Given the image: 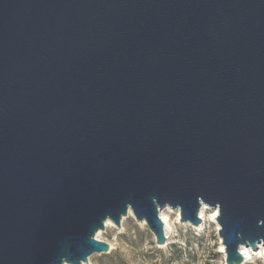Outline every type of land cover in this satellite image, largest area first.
<instances>
[{"label":"water","instance_id":"obj_1","mask_svg":"<svg viewBox=\"0 0 264 264\" xmlns=\"http://www.w3.org/2000/svg\"><path fill=\"white\" fill-rule=\"evenodd\" d=\"M202 205L224 264L264 247V0H0V264Z\"/></svg>","mask_w":264,"mask_h":264},{"label":"rangeland","instance_id":"obj_2","mask_svg":"<svg viewBox=\"0 0 264 264\" xmlns=\"http://www.w3.org/2000/svg\"><path fill=\"white\" fill-rule=\"evenodd\" d=\"M168 225L167 243L158 247L147 225L128 214L119 228L111 223L101 231L100 241L112 247L109 254H94L87 264H224L215 224L206 220L203 228L198 229L179 222L170 210ZM250 251V260L243 264H264V251Z\"/></svg>","mask_w":264,"mask_h":264},{"label":"bare ground","instance_id":"obj_3","mask_svg":"<svg viewBox=\"0 0 264 264\" xmlns=\"http://www.w3.org/2000/svg\"><path fill=\"white\" fill-rule=\"evenodd\" d=\"M170 210H171V209H169V208H164V209L160 210L159 213H158L159 218H160V220L162 221V224H163V232H164V236H165V238H166V240H165V245H166V243H167V239H168V238H167V235H168V229H169V225H168V212H169ZM207 211H210V212L207 213ZM128 214H130V212H129ZM174 214H175L176 217L179 219V211H178V210H177V211H174ZM198 216H199V218H200V220H201V224L198 225V226H196L198 229L203 228V226H204V224H205V222H206V220H207L208 222H211V223L215 224L216 227H217V230H219V225H218V223L216 222V217L218 216V210H217V209H210V208H208L207 206L202 205L201 208H200V210H199ZM179 222H180V221H179ZM110 224H111V221L107 220V221L105 222V227L109 226ZM100 235H101V231H98V232L95 234V238H96L97 240H99V241H100ZM109 246H110V249H111L112 247H111L110 244H109ZM163 246H164V245H163ZM258 250H259V251H258ZM263 251H264V247H263V246H259L258 249L255 250L254 252L257 253V254H258V252H259V254H261V253H263ZM219 252H220L223 256H225V254H224V248H223L222 244H221V246L219 247ZM240 252H241V254H242L243 257H244V262H243V263H245V262H247L248 260H250V258H249V255H251V251H250V249H247V248H241V249H240Z\"/></svg>","mask_w":264,"mask_h":264}]
</instances>
